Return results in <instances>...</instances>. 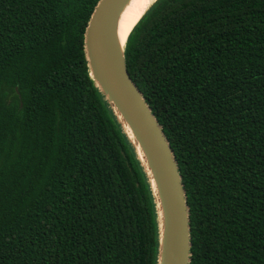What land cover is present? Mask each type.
<instances>
[{"label":"trees","instance_id":"trees-1","mask_svg":"<svg viewBox=\"0 0 264 264\" xmlns=\"http://www.w3.org/2000/svg\"><path fill=\"white\" fill-rule=\"evenodd\" d=\"M99 1L0 0V264H157L150 184L89 75ZM131 31L188 264H264V0H155Z\"/></svg>","mask_w":264,"mask_h":264},{"label":"water","instance_id":"water-1","mask_svg":"<svg viewBox=\"0 0 264 264\" xmlns=\"http://www.w3.org/2000/svg\"><path fill=\"white\" fill-rule=\"evenodd\" d=\"M127 1L100 0L95 7L84 42L89 75L133 146L150 184L158 227L157 264H188L189 219L181 176L161 127L128 75L126 41L120 48L116 37V20Z\"/></svg>","mask_w":264,"mask_h":264},{"label":"bare ground","instance_id":"bare-ground-1","mask_svg":"<svg viewBox=\"0 0 264 264\" xmlns=\"http://www.w3.org/2000/svg\"><path fill=\"white\" fill-rule=\"evenodd\" d=\"M154 1L155 0H128L126 2L116 20V37L120 48L123 47L128 34L136 22Z\"/></svg>","mask_w":264,"mask_h":264}]
</instances>
